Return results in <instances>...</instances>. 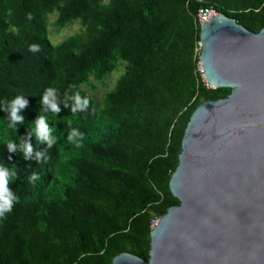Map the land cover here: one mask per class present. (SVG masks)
<instances>
[{"label":"trees","instance_id":"1","mask_svg":"<svg viewBox=\"0 0 264 264\" xmlns=\"http://www.w3.org/2000/svg\"><path fill=\"white\" fill-rule=\"evenodd\" d=\"M203 8L254 32L264 26V0H0V166L15 170L9 187L19 198L0 217V264H111L121 252L148 259L151 219L179 202L168 182L190 115L231 91L210 87L200 71ZM53 12L58 29L80 22L58 43ZM119 64L96 98L91 91ZM48 88L58 92V114L42 103ZM76 91L90 98L87 112L65 107V93ZM18 95L28 103L14 129L3 104ZM38 116L57 138L43 163L6 146L29 138ZM72 128L83 133L79 146L67 139ZM30 142L46 147L34 135ZM33 172L40 178L30 182Z\"/></svg>","mask_w":264,"mask_h":264},{"label":"water","instance_id":"2","mask_svg":"<svg viewBox=\"0 0 264 264\" xmlns=\"http://www.w3.org/2000/svg\"><path fill=\"white\" fill-rule=\"evenodd\" d=\"M199 38L204 81L231 91L190 115L168 182L179 202L151 227L148 259L111 264H264V26L217 12Z\"/></svg>","mask_w":264,"mask_h":264},{"label":"clouds","instance_id":"3","mask_svg":"<svg viewBox=\"0 0 264 264\" xmlns=\"http://www.w3.org/2000/svg\"><path fill=\"white\" fill-rule=\"evenodd\" d=\"M31 17H29L30 19ZM30 52L40 51L38 44H30L28 47ZM200 68V67H199ZM59 96L55 88H48L45 90L42 96V103L46 108H50L55 114H58L61 109L59 106ZM68 101H71V113L77 114L80 112H87L90 107V98L87 96H81L78 91L71 95L65 93V107L69 106ZM27 99L23 96H16L11 101L5 100L3 104V111L8 114L9 127L17 129V124H23L25 117L21 115L20 110L27 106ZM95 110L93 109V112ZM68 126L71 127L72 122L68 121ZM52 130L46 122L44 116H38L35 120V127L32 130V134L28 135L29 138L22 141L19 145L9 141L7 142V149L9 152H17L18 148L23 153L25 159H35L40 163L46 162L48 149H51L57 142V138L52 134ZM34 135L39 144H46V147L42 150H35L33 143L30 142V137ZM69 142L75 143L79 146L80 141L83 139V133L78 129L72 128L67 137ZM35 155L33 156V154ZM16 172L14 169H9L5 166H0V217L6 218V213H11L15 202L19 201L13 190L9 187V181L14 180ZM39 174L33 172L29 177L30 182L39 179Z\"/></svg>","mask_w":264,"mask_h":264},{"label":"rangeland","instance_id":"4","mask_svg":"<svg viewBox=\"0 0 264 264\" xmlns=\"http://www.w3.org/2000/svg\"><path fill=\"white\" fill-rule=\"evenodd\" d=\"M48 18V29H50V37L53 42L58 43L65 37H67L70 34L75 33L79 29V24L80 22L78 20H75L74 22L65 25L61 29H58L55 24L54 20L56 18V12H53L47 16ZM123 65L119 64V66L112 72L110 73L108 79L105 81L104 84L98 85V88L91 91V93L98 99H102L104 96L105 92L112 87L114 81L116 78L120 75L122 72Z\"/></svg>","mask_w":264,"mask_h":264},{"label":"built area","instance_id":"5","mask_svg":"<svg viewBox=\"0 0 264 264\" xmlns=\"http://www.w3.org/2000/svg\"><path fill=\"white\" fill-rule=\"evenodd\" d=\"M217 13L213 8H203L198 11V19L200 22H204L209 16ZM201 71V70H200ZM202 73V71H201ZM157 217L151 219V227L155 226L158 222Z\"/></svg>","mask_w":264,"mask_h":264},{"label":"bare ground","instance_id":"6","mask_svg":"<svg viewBox=\"0 0 264 264\" xmlns=\"http://www.w3.org/2000/svg\"><path fill=\"white\" fill-rule=\"evenodd\" d=\"M209 17H210V16H209ZM209 17H208V18H209ZM208 18H207L206 20H208ZM206 20H205V21H206ZM202 74H203V72H202Z\"/></svg>","mask_w":264,"mask_h":264}]
</instances>
